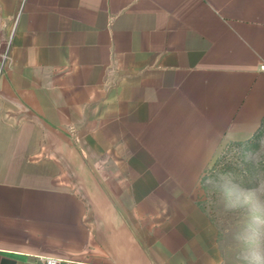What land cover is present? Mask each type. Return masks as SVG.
<instances>
[{
    "label": "crops",
    "instance_id": "crops-1",
    "mask_svg": "<svg viewBox=\"0 0 264 264\" xmlns=\"http://www.w3.org/2000/svg\"><path fill=\"white\" fill-rule=\"evenodd\" d=\"M261 65L264 0H0V264H222L199 181Z\"/></svg>",
    "mask_w": 264,
    "mask_h": 264
},
{
    "label": "rangeland",
    "instance_id": "rangeland-1",
    "mask_svg": "<svg viewBox=\"0 0 264 264\" xmlns=\"http://www.w3.org/2000/svg\"><path fill=\"white\" fill-rule=\"evenodd\" d=\"M219 155L236 172L205 171L197 202L218 228L222 264H264V202L254 196L244 203L249 190L264 185V138L256 151L225 142Z\"/></svg>",
    "mask_w": 264,
    "mask_h": 264
},
{
    "label": "trees",
    "instance_id": "trees-1",
    "mask_svg": "<svg viewBox=\"0 0 264 264\" xmlns=\"http://www.w3.org/2000/svg\"><path fill=\"white\" fill-rule=\"evenodd\" d=\"M264 138V119H262V122L258 129L253 133L251 137L244 141H229V144H237L242 145L246 149H250L251 151H256L260 147L261 139ZM231 162L223 161V157L220 155L215 159L213 164L209 169L206 170V172H210L211 174H234L236 169L231 166ZM243 172H246V170H243ZM197 206L205 212V209L201 206L200 202H197ZM206 213V212H205Z\"/></svg>",
    "mask_w": 264,
    "mask_h": 264
},
{
    "label": "built area",
    "instance_id": "built-area-1",
    "mask_svg": "<svg viewBox=\"0 0 264 264\" xmlns=\"http://www.w3.org/2000/svg\"><path fill=\"white\" fill-rule=\"evenodd\" d=\"M261 69H264V65H261ZM72 191L79 199H84V195L77 185L72 187ZM33 264H72V262L54 257L39 256L36 257V261Z\"/></svg>",
    "mask_w": 264,
    "mask_h": 264
},
{
    "label": "clouds",
    "instance_id": "clouds-1",
    "mask_svg": "<svg viewBox=\"0 0 264 264\" xmlns=\"http://www.w3.org/2000/svg\"><path fill=\"white\" fill-rule=\"evenodd\" d=\"M254 196L260 197L262 202H264V185L257 187L255 190H249L244 198V203H249Z\"/></svg>",
    "mask_w": 264,
    "mask_h": 264
}]
</instances>
